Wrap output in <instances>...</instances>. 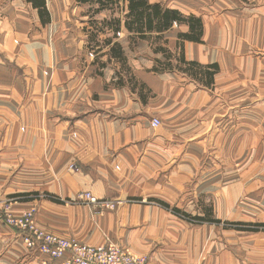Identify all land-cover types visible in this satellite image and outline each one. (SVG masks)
Wrapping results in <instances>:
<instances>
[{"label": "crops", "instance_id": "crops-1", "mask_svg": "<svg viewBox=\"0 0 264 264\" xmlns=\"http://www.w3.org/2000/svg\"><path fill=\"white\" fill-rule=\"evenodd\" d=\"M148 1L200 18L198 41L179 39L189 27L175 22L161 33L160 44L195 62L205 76L179 67L157 70L156 60L165 56L148 39L132 44L123 24L114 39L123 61L111 58L103 39L114 32L97 31L94 20H123L126 3L124 10L94 14L95 3L44 0L41 16L33 0H0V198L56 194L68 201L21 200L13 211L35 203L43 229L89 244L106 236L144 253L149 264H245L243 255L261 257V234L250 236L253 246L235 248L231 230L216 233L211 225L207 236L202 224L189 226L158 205L132 204L94 216L83 201H73L82 190L119 195L128 178L135 186L138 177L153 186L146 197L190 209L183 211L193 216L210 208L215 220L228 219L238 200L256 206L255 215L264 208V195L258 197L264 192V0ZM170 61L176 66V59ZM131 81L147 94L132 89ZM152 117L161 123L151 126ZM158 159L166 168L161 177L147 176L146 162ZM135 169L145 175L129 177ZM63 260L29 249L0 222V264Z\"/></svg>", "mask_w": 264, "mask_h": 264}, {"label": "rangeland", "instance_id": "rangeland-1", "mask_svg": "<svg viewBox=\"0 0 264 264\" xmlns=\"http://www.w3.org/2000/svg\"><path fill=\"white\" fill-rule=\"evenodd\" d=\"M91 20H93V19L91 18ZM100 20H101V17H98L97 20H94V21L101 22ZM149 43H151V45L153 47H155L160 42L156 41V40H152L150 38ZM176 54H177V52L175 51L174 56ZM173 59H176V56L173 57ZM129 85L132 89L137 88L138 91L142 92L143 94H147V92H148L144 86L141 87L136 82L131 81V83ZM152 118H154V117H152ZM156 118L159 120V124H160L161 123L160 119L158 117H156ZM168 148L170 150H172L173 153L176 152V150L174 148H172L170 146H168ZM147 152H150V150L148 149ZM151 152L156 153L158 151L151 150ZM142 153H144V150H142ZM217 159L221 163L220 158H217ZM146 164L151 165V168H150L151 171L148 173L147 176L153 175L155 173L159 174L160 170L166 169L163 166L161 167V165H160L161 161L159 159L157 161L146 162ZM167 164L171 165L174 163L171 161H168ZM163 168H165V169H163ZM170 168L171 167H168V169H170ZM134 174H137L138 176H141L142 174L145 175V173L142 170L135 169L134 171L129 172V177L133 176ZM160 177H161V174H159L158 179ZM124 178L125 177H123L122 180ZM8 179H9L8 182L11 184V183H14L13 181L15 180V177L9 176ZM138 180H139V178L137 177V183L135 186H133V184L131 182H129V178H128L124 182V185H123L124 191L121 194L113 196V197H98V196L92 194L91 191H89V190H82L76 194L75 199L73 201H78V200L83 201L84 204L88 205L89 209H91V212L94 216L100 215L104 212H114V211L118 210L119 208H121L122 206L125 207V206H129L132 204H139V203L154 204V205H158V206L164 208L165 210L170 211L174 215L182 218L183 220L186 221V223L188 222L189 226H192V225L196 226V224H202L203 226H205V227H203V232L207 233V236H208L207 226L212 225L213 226L212 227L213 232H216V233L218 231H221L222 229L223 230H225V229L231 230V234H233V235L229 238L236 240V242H231V245L235 248L238 247L239 244H240V246L242 244V245H248L249 247L256 244L255 238L250 237L251 235L255 236V234H257V235L261 234V236H263V242H264V227L260 226L262 224L261 222H264V208L258 207V212L255 215V212L251 208H256V206H253V207L251 206V208L245 207L243 205V203L240 200H238L237 203L235 204V207L228 210V212L226 214V218H228L229 220L228 219L218 220L216 222V221H214L215 219L213 217L212 210L210 208H204V209H202L203 214L195 215V216H199L202 218L205 217L206 219L202 220V222H197L196 220H193L191 218V216H193V215L188 214L190 217L183 215V214H185V212L183 210L189 211L190 209H186V208L184 209V207L181 209H178L174 206L168 205L167 203H165L161 200L146 197V196H148L146 194L151 193V191L153 190V186L145 184V183L142 184V180H139V181ZM133 181H135V179H133ZM136 190H139V191H136ZM85 192H89L94 198H96L97 201L94 203L95 200L93 201L91 197H87V194H84ZM20 194H23V195L22 196H16V195H20ZM263 195H264V192H261L258 194V197L261 198ZM178 196L180 197V195H178ZM187 197H188V199L190 198V199H194V200H196L195 198H197L196 196H193L191 194H189ZM21 200H28V201L49 200V201H52L56 204L65 203L68 200L62 199L59 196H57L56 194H53V193L47 192V191L9 193V195L7 194L3 198H0V210L4 211V212H10L15 217L21 216L27 212H31V216H30L31 221L33 220L34 224L38 228L43 230V232L56 234V235L67 237V238H70V237L76 238L77 240L80 239L79 237H76L73 234L63 235V234H59L56 232L45 230L42 227H40L37 224L36 219H35V215H36V211H37V205L35 203L33 204L34 206H31V207L23 210L21 213H18V214L14 213V211H13L14 204L16 202H20ZM184 200H187V199L184 198ZM70 202H72V201H70ZM254 202H256V200H254ZM164 203L167 205V207L163 205ZM172 204H174V203H172ZM239 216H241V217H239ZM2 224L7 225L8 227L12 228L16 232V234H18L21 237V235H22L21 232L19 230L15 229L11 224L5 223L4 221H2ZM256 225H259V226L256 229H254ZM238 235L244 236V237H239ZM246 235L249 237H247ZM102 238H104L103 239L104 242L105 241H111L112 243H115L109 237L103 236ZM21 239H22V237H21ZM79 241H81V240H79ZM81 242H83V241H81ZM118 245H119V243H118ZM119 246H121V245H119ZM121 247H123V246H121ZM220 247H223L222 244L219 245V248ZM129 252H131L133 255H135L137 257H145L147 264H149L148 263V256L145 255L144 253H135V252H132L130 250H129ZM243 252L247 253L246 251H243ZM260 254H261V257L258 256V258H256L255 251H254L253 253H248L247 255H243L244 257L239 259V260L243 261V259H244L245 264H264V249H263V252H261ZM260 260H261V262H260Z\"/></svg>", "mask_w": 264, "mask_h": 264}, {"label": "trees", "instance_id": "trees-1", "mask_svg": "<svg viewBox=\"0 0 264 264\" xmlns=\"http://www.w3.org/2000/svg\"><path fill=\"white\" fill-rule=\"evenodd\" d=\"M82 3H95L97 6L94 8V14L104 10V9H115L121 8L124 10L122 3H126L127 12L125 13L123 20L120 17L114 16L108 20H103L101 22H96L95 25L99 26L97 31H103L104 27L110 28L114 34L112 37H106L103 42L108 45L109 56L113 59L122 60V51L120 45L114 40L117 36V32L120 30L121 24H123L126 29L131 32L130 42L136 44L138 40H152L159 41L161 43L162 35L164 31L170 29L173 23H185L189 27L187 33H179V39L198 41L201 35V20L193 15L184 16L178 10L173 8L164 7L161 3H150L148 0H77ZM33 3L39 7L41 16L44 12V0H33ZM44 17V16H43ZM95 34L89 36L93 39ZM160 43L154 47L155 52H161L166 60L160 61L156 60L157 70H172L173 68L179 67L183 69L188 74L192 76L200 77L205 76V73L200 72L199 66L193 61H185L182 53H179L176 57V66L170 61L173 59L174 54L171 53L166 47L162 46ZM142 87V86H141ZM23 194L16 195L22 196ZM164 206L167 205L164 203ZM184 216L190 217L188 214H183ZM193 220L197 222H202L206 218L199 216H191ZM218 221V220H214ZM259 225H256V229ZM260 226L264 227V223ZM251 229V228H250Z\"/></svg>", "mask_w": 264, "mask_h": 264}, {"label": "built area", "instance_id": "built-area-1", "mask_svg": "<svg viewBox=\"0 0 264 264\" xmlns=\"http://www.w3.org/2000/svg\"><path fill=\"white\" fill-rule=\"evenodd\" d=\"M159 125L157 118H152L151 126ZM94 203L97 201L89 192ZM31 212L15 217L10 212L0 210V221L11 224L21 232L24 244L29 248L48 255L51 258L64 257L62 264H147L145 257L133 255L125 247L111 241L99 244L81 242L76 238H67L43 232L30 219Z\"/></svg>", "mask_w": 264, "mask_h": 264}]
</instances>
